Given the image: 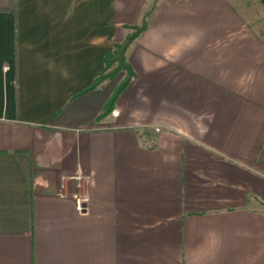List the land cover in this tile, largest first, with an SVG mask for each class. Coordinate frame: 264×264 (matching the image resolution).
<instances>
[{"label":"crops","instance_id":"1","mask_svg":"<svg viewBox=\"0 0 264 264\" xmlns=\"http://www.w3.org/2000/svg\"><path fill=\"white\" fill-rule=\"evenodd\" d=\"M258 7L0 0V264H264Z\"/></svg>","mask_w":264,"mask_h":264},{"label":"trees","instance_id":"2","mask_svg":"<svg viewBox=\"0 0 264 264\" xmlns=\"http://www.w3.org/2000/svg\"><path fill=\"white\" fill-rule=\"evenodd\" d=\"M149 12H146L145 18L141 26L135 28V31L130 34L123 42L115 44L114 48L109 50L105 56V71L102 75L98 76L95 83H100L106 79H113L120 71L126 73V78L121 82L117 90L114 92L112 97L109 99L101 116H106L112 112L115 106V102L122 91L128 86L130 80L134 77L135 72L132 66L129 64L126 58V51L132 41L137 35L146 27L147 16ZM92 87V86H91Z\"/></svg>","mask_w":264,"mask_h":264},{"label":"built area","instance_id":"3","mask_svg":"<svg viewBox=\"0 0 264 264\" xmlns=\"http://www.w3.org/2000/svg\"><path fill=\"white\" fill-rule=\"evenodd\" d=\"M72 178H74L76 180L77 186L80 189H83V187L85 186V184L87 183V177L82 173V172H77V174H75ZM64 181L68 180V177L64 178ZM64 186V184H63ZM82 206H80L79 208L81 209Z\"/></svg>","mask_w":264,"mask_h":264},{"label":"rangeland","instance_id":"4","mask_svg":"<svg viewBox=\"0 0 264 264\" xmlns=\"http://www.w3.org/2000/svg\"><path fill=\"white\" fill-rule=\"evenodd\" d=\"M256 3H257V6H259L258 8H260V13H261L260 16H262L261 19L263 20V26H264V5H263L262 3H260L258 0H256ZM261 6H263V7H261ZM119 73H120V72H119ZM119 73H118V74H119ZM118 74H117V75H118ZM117 75H116V76H117ZM116 76H115V77H116ZM125 76H126V73H125ZM115 77H114L113 79H115ZM125 78H126V77H124V78L122 79V81H123Z\"/></svg>","mask_w":264,"mask_h":264},{"label":"water","instance_id":"5","mask_svg":"<svg viewBox=\"0 0 264 264\" xmlns=\"http://www.w3.org/2000/svg\"><path fill=\"white\" fill-rule=\"evenodd\" d=\"M262 2L264 3V0H262Z\"/></svg>","mask_w":264,"mask_h":264}]
</instances>
